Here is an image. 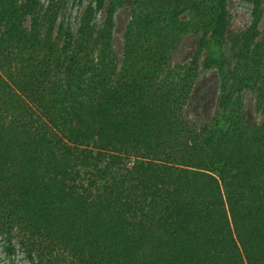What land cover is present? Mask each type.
I'll return each mask as SVG.
<instances>
[{
    "label": "trees",
    "instance_id": "trees-1",
    "mask_svg": "<svg viewBox=\"0 0 264 264\" xmlns=\"http://www.w3.org/2000/svg\"><path fill=\"white\" fill-rule=\"evenodd\" d=\"M246 1L229 33L228 0H88L76 30L65 0H0V235L34 264H264V0ZM203 58L210 121L189 112Z\"/></svg>",
    "mask_w": 264,
    "mask_h": 264
},
{
    "label": "rangeland",
    "instance_id": "rangeland-1",
    "mask_svg": "<svg viewBox=\"0 0 264 264\" xmlns=\"http://www.w3.org/2000/svg\"><path fill=\"white\" fill-rule=\"evenodd\" d=\"M88 0H65L59 23L70 24L76 30ZM230 15L229 33L245 30L252 20V4L246 0H228ZM130 20V8L120 7L115 15L113 49L119 60L123 57L124 34ZM261 38L264 39V17L260 24ZM197 50V40L187 36L174 52L176 63L188 62ZM202 59L194 87V96L189 112L199 120L210 121L217 113L220 97V79L217 70L204 68ZM244 110L252 121L259 122L262 115L257 107L256 93L247 89L243 93ZM18 237L9 244L6 237L0 235V264H34L19 243Z\"/></svg>",
    "mask_w": 264,
    "mask_h": 264
}]
</instances>
